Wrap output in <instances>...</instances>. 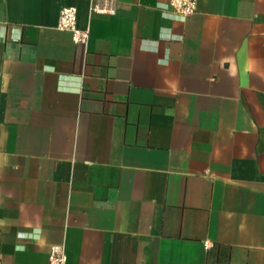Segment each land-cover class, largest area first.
<instances>
[{
  "label": "crops",
  "instance_id": "crops-1",
  "mask_svg": "<svg viewBox=\"0 0 264 264\" xmlns=\"http://www.w3.org/2000/svg\"><path fill=\"white\" fill-rule=\"evenodd\" d=\"M102 2L0 0V264H264V0Z\"/></svg>",
  "mask_w": 264,
  "mask_h": 264
},
{
  "label": "built area",
  "instance_id": "built-area-1",
  "mask_svg": "<svg viewBox=\"0 0 264 264\" xmlns=\"http://www.w3.org/2000/svg\"><path fill=\"white\" fill-rule=\"evenodd\" d=\"M115 0H103L101 4L91 6L92 13L113 15ZM198 0H167V7L170 8L176 18L185 20L195 14ZM77 11L74 7L62 8L59 14L56 29L61 32H68L75 44L85 45L89 39L87 30H79L76 26ZM207 245V244H206ZM49 264H66V255L62 247H52L48 257Z\"/></svg>",
  "mask_w": 264,
  "mask_h": 264
}]
</instances>
